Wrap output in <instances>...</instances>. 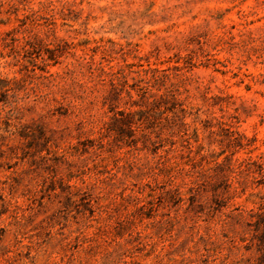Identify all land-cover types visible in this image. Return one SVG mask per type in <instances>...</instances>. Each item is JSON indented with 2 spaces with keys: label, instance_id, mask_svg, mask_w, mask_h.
Returning a JSON list of instances; mask_svg holds the SVG:
<instances>
[{
  "label": "rangeland",
  "instance_id": "374dc122",
  "mask_svg": "<svg viewBox=\"0 0 264 264\" xmlns=\"http://www.w3.org/2000/svg\"><path fill=\"white\" fill-rule=\"evenodd\" d=\"M0 264H264V0H0Z\"/></svg>",
  "mask_w": 264,
  "mask_h": 264
},
{
  "label": "trees",
  "instance_id": "16d2710c",
  "mask_svg": "<svg viewBox=\"0 0 264 264\" xmlns=\"http://www.w3.org/2000/svg\"><path fill=\"white\" fill-rule=\"evenodd\" d=\"M170 178H171V176H170ZM172 178H173V176H172Z\"/></svg>",
  "mask_w": 264,
  "mask_h": 264
}]
</instances>
